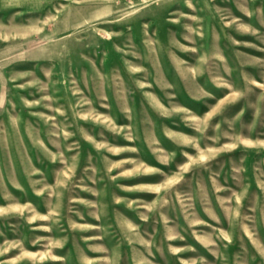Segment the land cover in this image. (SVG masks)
<instances>
[{
	"label": "rangeland",
	"instance_id": "1",
	"mask_svg": "<svg viewBox=\"0 0 264 264\" xmlns=\"http://www.w3.org/2000/svg\"><path fill=\"white\" fill-rule=\"evenodd\" d=\"M0 264H264V0H0Z\"/></svg>",
	"mask_w": 264,
	"mask_h": 264
}]
</instances>
